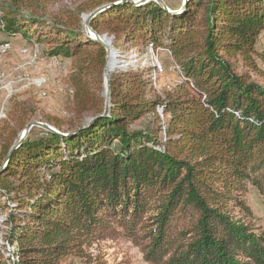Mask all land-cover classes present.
<instances>
[{
	"label": "trees",
	"instance_id": "trees-1",
	"mask_svg": "<svg viewBox=\"0 0 264 264\" xmlns=\"http://www.w3.org/2000/svg\"><path fill=\"white\" fill-rule=\"evenodd\" d=\"M26 3L0 0V33L73 62L75 120L50 121L59 131L104 113L107 50L83 31L102 7L114 5L91 21L95 32L167 53L181 82L164 93L150 68L117 71L107 117L67 136L30 133L10 155L31 116L16 107L0 152V264H62L121 239L149 264H264V236L242 217L250 188L264 202V84L253 78L264 81V0H190L172 12L90 0L52 19Z\"/></svg>",
	"mask_w": 264,
	"mask_h": 264
},
{
	"label": "rangeland",
	"instance_id": "rangeland-1",
	"mask_svg": "<svg viewBox=\"0 0 264 264\" xmlns=\"http://www.w3.org/2000/svg\"><path fill=\"white\" fill-rule=\"evenodd\" d=\"M26 1L27 3L23 5L25 12H36L43 18L52 19L64 17L67 12L75 11L90 0ZM130 1L144 5L140 4L142 0ZM162 1L169 7L177 8L184 7L183 5L190 0H187V3L186 0ZM150 2L155 1L148 3ZM88 15H84L83 18ZM95 33L101 39H105L112 50L121 56L120 61H125L124 71L136 69L138 66L152 69L153 82L164 93L170 92L175 85L180 83V73L177 71V66L167 53L148 49L141 54L137 48L116 46L113 35L105 31L100 34ZM5 42L11 43L12 48L7 53L0 55V152L4 135L8 131L6 121L13 120V116L15 117L17 114L16 107L19 105L31 115L28 125L46 123L54 127L50 121L56 118L66 121L75 120V117L73 118L70 113L73 102V89L70 80L73 73V62L69 59L52 57L50 46L39 44L36 38L30 40L23 39L22 36L8 38L0 33V44ZM258 49L264 53V39L258 44ZM258 65L264 70V61L258 60ZM239 72H244V69L239 67ZM111 78L113 80V76ZM253 78L264 84V81L257 76ZM103 88L105 96L107 92L105 76ZM160 116L164 120V115L160 113ZM12 123L15 125V122ZM147 124L148 121L142 126H147ZM42 131L47 130L36 126L30 133L38 136ZM244 198L247 200L252 215L242 217L249 224L254 234L264 236V202L261 195L257 190L250 188ZM84 249L88 255L87 258H68L62 264H89L88 259L92 264H149L144 260L140 250L126 239L100 242L92 246H85ZM5 252L6 258L11 257L12 260L17 261L14 255L11 256L7 251ZM11 263L9 260V264Z\"/></svg>",
	"mask_w": 264,
	"mask_h": 264
},
{
	"label": "water",
	"instance_id": "water-1",
	"mask_svg": "<svg viewBox=\"0 0 264 264\" xmlns=\"http://www.w3.org/2000/svg\"><path fill=\"white\" fill-rule=\"evenodd\" d=\"M149 1L157 2L161 8H163L164 10L169 11V12L177 11V10H179V8H181V7H177V8L169 7L162 0H142L140 2V4H145V3H148ZM129 2L134 3L133 1H130V0H129ZM186 3H187V0H186ZM112 6H114V5H112ZM112 6H105V7H102L101 9H98V10L92 12L91 14H89L87 17L84 18V23H83V26H84L83 31L86 34V36H88V37L92 38L94 41H97L98 43L102 44L107 50V64H106L105 71H104V76H105L106 82H107V92L105 95L106 101H105L104 113L100 116L91 117V118L87 119V121L85 122L83 127H81L80 129H77L73 132H62V131H59L58 129H56V128H54V127H52L46 123H32V124L28 125L26 127V129L22 132V134L18 137V139L14 143V146L12 147L10 155L17 148H19L20 146L23 145L24 141L29 136L31 130L36 126L41 127L43 129H45L49 132H52L54 134H57V135L67 136L69 134L76 133V132L80 131L81 129H87V128L93 126L98 120H100L104 117H107L109 115L110 110H111V106H112V98H111V96H112V82H111L112 78L111 77L114 76L117 71L123 70L125 68L123 66H125L124 64H126V63H125V61H120L119 58L121 56L119 54H116L115 51L112 50L110 44L107 43L105 39H101L92 30L91 21ZM183 6L185 7L186 4ZM6 161H7V159H6Z\"/></svg>",
	"mask_w": 264,
	"mask_h": 264
},
{
	"label": "bare ground",
	"instance_id": "bare-ground-1",
	"mask_svg": "<svg viewBox=\"0 0 264 264\" xmlns=\"http://www.w3.org/2000/svg\"><path fill=\"white\" fill-rule=\"evenodd\" d=\"M10 44L11 43H9V42H5V43L0 44V46H1L0 55L3 54V53H7L8 51H10V49L12 48V46H7V45H10ZM162 113H163V111H162Z\"/></svg>",
	"mask_w": 264,
	"mask_h": 264
},
{
	"label": "built area",
	"instance_id": "built-area-1",
	"mask_svg": "<svg viewBox=\"0 0 264 264\" xmlns=\"http://www.w3.org/2000/svg\"><path fill=\"white\" fill-rule=\"evenodd\" d=\"M7 46H12V45L10 44V45H7ZM0 52H1V46H0ZM180 81H181V75H180Z\"/></svg>",
	"mask_w": 264,
	"mask_h": 264
}]
</instances>
